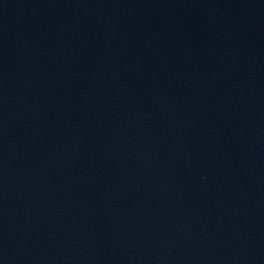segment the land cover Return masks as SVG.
<instances>
[{
	"label": "water",
	"instance_id": "1",
	"mask_svg": "<svg viewBox=\"0 0 264 264\" xmlns=\"http://www.w3.org/2000/svg\"><path fill=\"white\" fill-rule=\"evenodd\" d=\"M0 264H264V0H0Z\"/></svg>",
	"mask_w": 264,
	"mask_h": 264
}]
</instances>
